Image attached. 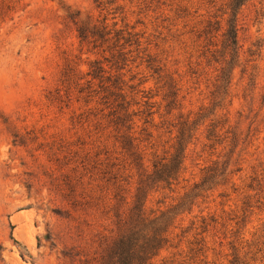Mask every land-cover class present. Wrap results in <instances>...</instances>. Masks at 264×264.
Here are the masks:
<instances>
[{"label": "rangeland", "instance_id": "374dc122", "mask_svg": "<svg viewBox=\"0 0 264 264\" xmlns=\"http://www.w3.org/2000/svg\"><path fill=\"white\" fill-rule=\"evenodd\" d=\"M232 3L0 0V264H100L117 239L111 205L103 209L101 202H94L75 210L61 191L70 169L66 164L83 148L81 143L89 142L91 129L76 123V117L87 112L83 100L77 102L76 95L70 100L64 91L61 101L53 98L63 89L65 71L78 68L86 85L92 62L103 61L105 55L103 49L82 46L75 21L104 23L141 37V53H133L134 62L112 74H124L127 81L135 77L134 84L143 82L155 96L159 105L153 132L160 154L175 143L177 134H170V125L190 114L199 120V130L187 146L183 180L174 192H151L148 212L178 204L202 181L205 168L217 174L218 164V169L227 170L224 179L215 177L205 188L191 212L178 217L173 246L164 249L155 264L171 258L187 261L193 255L190 243L202 238L208 261L227 264L233 254L229 243L237 240L234 232L240 227L242 235L235 244L241 255L248 245L252 253L262 249L257 263L251 264H264V0L235 8L239 55L229 68L227 95L217 98V52L223 32L218 29L222 21L227 28ZM145 48L162 68L158 74L142 63ZM166 75L179 83L180 98L185 97L172 111L163 102ZM159 76L164 81L159 83ZM217 126L223 128L224 142H217ZM203 218L212 225L198 236Z\"/></svg>", "mask_w": 264, "mask_h": 264}, {"label": "trees", "instance_id": "16d2710c", "mask_svg": "<svg viewBox=\"0 0 264 264\" xmlns=\"http://www.w3.org/2000/svg\"><path fill=\"white\" fill-rule=\"evenodd\" d=\"M247 1L249 0H233L234 8L230 19L226 21L227 28L224 29L223 21L220 22L218 32H223L220 36L221 49L217 52L221 57L217 59V64L221 66V76L217 80V98L227 95L231 86L229 68L234 56L239 55L240 49L238 13H233L235 8L238 9ZM75 25L82 46H92L93 50L103 49L105 55L103 61L92 62L91 70L86 74L89 78L86 85L81 83L78 68L72 67L65 71L63 89H58L53 98V101H61L64 91L70 100L75 95L77 102L83 100L87 112L77 116L76 123L85 126V129H91L87 131L89 142L81 143L83 148H79L66 164L70 169L62 180V196L75 210L88 207L94 202H101L103 209L111 205L115 210L117 239L109 246L100 264H155L160 253L173 246L172 229L178 217L186 211L191 212L198 198L206 191L205 188L215 177L224 179L227 170L218 169V164L217 174L216 169L205 168L202 181L185 192L178 204L164 211L148 212L146 200L151 192H174L183 180L187 146L199 130V120H192L190 114L187 117L181 116L177 123L170 125V134H177L175 143L171 149L160 154L155 150L153 132L156 127V107L159 105L154 100L155 96H151L143 87V82L134 84L135 77L127 81L124 74H112L114 70L118 72L128 67L133 53H141V37L126 30L115 31L104 23L75 21ZM133 46H136L135 50L131 49ZM147 51L148 48L142 51V63L145 62L147 68L158 74L162 68L156 64V57L150 53L145 54ZM233 71L234 68L232 74ZM159 79V83L164 81L161 76ZM165 79L167 82L161 87L165 92L163 102L166 103V109L172 111L178 102L182 106L185 97L180 98L182 88L179 83L169 75ZM139 123H142L141 129ZM222 129L217 126V142H224L226 139H221ZM209 190L210 188L207 189ZM211 223L216 224L217 221L212 217ZM211 223L203 218V226L200 227L202 232L197 235L207 233ZM192 229L198 230L194 227ZM241 235L240 227L234 232V236L239 240ZM235 241L229 243L233 254L227 264L257 263V255L263 250L258 249L252 253L251 246L248 245V251L241 255ZM190 245V254L193 255L188 256L187 261L185 259L178 262L171 258L163 264H211L204 255L207 248L206 238L196 240ZM250 254L251 260L248 261Z\"/></svg>", "mask_w": 264, "mask_h": 264}, {"label": "bare ground", "instance_id": "6f19581e", "mask_svg": "<svg viewBox=\"0 0 264 264\" xmlns=\"http://www.w3.org/2000/svg\"><path fill=\"white\" fill-rule=\"evenodd\" d=\"M20 216H21V215H17V216H16V219H19V218H20Z\"/></svg>", "mask_w": 264, "mask_h": 264}]
</instances>
